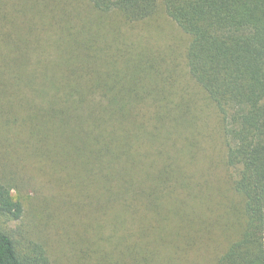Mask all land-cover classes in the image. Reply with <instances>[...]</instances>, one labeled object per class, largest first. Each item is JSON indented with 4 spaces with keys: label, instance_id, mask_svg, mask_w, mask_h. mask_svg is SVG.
<instances>
[{
    "label": "trees",
    "instance_id": "obj_1",
    "mask_svg": "<svg viewBox=\"0 0 264 264\" xmlns=\"http://www.w3.org/2000/svg\"><path fill=\"white\" fill-rule=\"evenodd\" d=\"M45 1L20 9L0 0L8 26L0 35V146L6 159L23 152L49 175L58 166L81 178L76 212L109 232L98 228L102 253L85 247L76 264H264V0ZM38 4L47 10L44 23L22 35L17 14ZM160 10L188 36L189 75L225 140L228 182L216 190L226 201L231 189L243 202L242 224L226 220L224 239L210 232L208 198L195 204L199 184L183 171L194 105L168 99L157 54L118 40L121 24L144 25ZM105 28L118 33L115 44L128 56H110ZM35 31L44 32L31 37ZM9 103L29 113L34 141L8 138L18 120ZM19 180L0 178V264H55L47 241L14 227L24 213L19 193L27 183Z\"/></svg>",
    "mask_w": 264,
    "mask_h": 264
},
{
    "label": "rangeland",
    "instance_id": "obj_2",
    "mask_svg": "<svg viewBox=\"0 0 264 264\" xmlns=\"http://www.w3.org/2000/svg\"><path fill=\"white\" fill-rule=\"evenodd\" d=\"M8 1L12 4V8L15 7L14 2H16L20 9H23L25 7L24 2L27 0ZM45 3L51 7L52 0H46ZM84 6L80 5L79 7L82 9ZM25 10L27 11L22 10L20 14H17L16 21L22 35L27 32L28 27L40 29L47 15V10L43 11L42 6H39V4ZM80 21L83 20L78 18L76 23ZM104 23V26L110 24L109 21ZM5 30H8V26L4 19L0 18V35L6 33ZM119 30H121L120 34L123 39L118 38V40L123 41L126 48L145 50L148 54H157L158 58L164 61L163 70L167 83L165 86L169 91L168 99L172 102H184L194 105L192 112L195 116L194 130H191L190 133L192 136L188 146V165H184L183 171H186L185 175L189 176L188 182L192 187L199 184L192 191L193 196L198 199V203L195 202V204L201 206L203 194L206 195L205 198H208V201L202 205L211 207L209 211L206 210L210 222L215 223L214 230L210 232L216 234L218 238L224 239L223 231L226 228L224 226L226 220L232 222L234 219L232 224H235L236 221L238 223L243 222V202L241 198L233 194L229 186L225 187L227 191L230 189L231 192L226 201L222 200V195L218 194L216 190L228 182V174L225 172L222 162L226 153L225 140L213 105L206 100L189 75L184 53L189 42L188 36L167 18L162 10L151 22L148 21L144 25L135 24L132 28L121 24ZM42 32L44 31L37 34V31H35L31 37L43 35ZM103 36L104 38L108 36V43L113 44V52H109L113 59L122 54L124 50L127 52L125 55L128 56V50L121 49L118 44H115L118 33H113L105 28ZM155 78L156 76H150L148 86L156 82ZM171 82L173 85L170 84ZM161 86H163V83H161ZM139 102L138 105L144 106L150 100L141 99ZM9 105L13 111L12 115H15L18 120L13 123H17L16 125L11 126L10 130L12 132H7L8 138L14 140L26 137L33 140L28 136L31 127L27 120L29 113L14 103H9ZM141 108L140 114L143 116L146 110L143 107ZM5 155H7V150L1 144L0 178L11 182L24 179L27 183L19 193V199L24 206V213L14 227L20 229L22 233L24 232L23 234L26 236L28 235L34 239L42 237L47 241L50 248L49 257L58 264H76L78 256L86 250L85 247H91V249L97 251L98 255L101 254L103 246L100 243L99 229L107 230V233L109 229L106 228V225L96 226L91 223V219L79 215L73 205V203L80 201L78 181H81V178L75 179L74 171L71 168L63 169L58 166H54L58 173L53 172L52 175H49V172L42 169L39 163H30V157L23 152L11 155L14 156L11 160L8 159L11 156L6 159ZM19 155L24 160H19ZM84 182H86V179H84ZM200 182H205V186L200 187ZM90 187L92 186L88 188ZM13 195H16V193L13 192ZM187 201H190V197H187ZM58 202L60 203L57 204ZM217 212H223L226 218L220 217L219 220L213 221ZM202 256V251L192 254V258L197 257L198 261Z\"/></svg>",
    "mask_w": 264,
    "mask_h": 264
}]
</instances>
